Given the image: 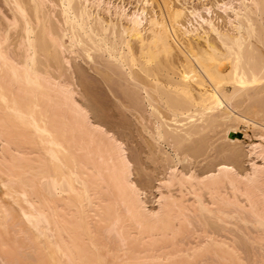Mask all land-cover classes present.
<instances>
[{
	"label": "bare ground",
	"instance_id": "bare-ground-1",
	"mask_svg": "<svg viewBox=\"0 0 264 264\" xmlns=\"http://www.w3.org/2000/svg\"><path fill=\"white\" fill-rule=\"evenodd\" d=\"M189 1L138 0L142 6L131 13L123 5L112 11L113 4L106 0L6 1L14 10L8 28L19 29L14 43L20 53L10 52V29L0 28L2 264L21 263L17 250L25 245H31L35 264H176L210 250L227 257L228 264H243L237 249L212 235L185 249L175 247V242L174 247L173 242L171 247L166 245L168 248L160 244L174 238L179 232L178 224L188 219L185 191L193 196L199 211H209L203 198L207 192L212 204L232 203L239 210L249 209L254 222L264 226V142L251 144V154L261 163L252 162L246 172L226 161L203 177L195 172L179 175L174 169L165 184L177 185L181 197L160 193L157 208L151 210L143 191L132 181L131 162L123 143L94 122L90 111L76 99L73 86L49 69L54 68L51 61L60 63L55 51L60 57L80 47L88 58H94L92 51H104L128 69L130 78L139 80L157 114V138L171 137L180 148L182 139L198 133L197 124L210 115L213 120H208L209 124L216 119L233 120L225 102L228 107L233 97L251 88L264 92V53L256 46L259 43L264 49V28L260 30L263 23L256 25L258 12L264 15V0H241L235 7L230 5L225 8L233 14L228 27L220 28L204 18L206 26L198 24L201 30L185 25L187 11L202 18L199 10L188 8L192 3ZM46 4L60 9V32L46 25L50 22L46 21L48 11L42 12ZM101 7L108 13L107 18L96 12ZM40 55L47 65L41 66ZM228 85L232 87L230 92ZM255 106L243 111L242 119L233 115V121L246 126L264 122L263 104L260 109ZM261 138L264 140V136ZM236 141H232L233 145H237ZM227 187L231 188V196L222 192ZM4 198L16 204L21 217H16ZM217 210L228 216L222 208ZM11 216L14 221L19 217L22 223L15 221L16 225ZM13 225L24 228L20 234L34 229L29 232L31 237L27 236L28 245L21 243L25 241L23 236L21 242H14L17 236L12 238L8 233L10 226L11 234L16 230ZM111 232L116 242L104 236ZM31 261L25 264H34Z\"/></svg>",
	"mask_w": 264,
	"mask_h": 264
},
{
	"label": "rangeland",
	"instance_id": "rangeland-1",
	"mask_svg": "<svg viewBox=\"0 0 264 264\" xmlns=\"http://www.w3.org/2000/svg\"><path fill=\"white\" fill-rule=\"evenodd\" d=\"M6 1L7 0H0V26H1L0 28L2 30L10 29L9 30L10 43H12V45L15 44L14 46L9 45L10 46L9 49L11 50L10 52L13 53L14 51L13 54H15V52L20 53V48L19 47L16 48L17 46L16 40H18L16 38H18L19 29L13 30V28H8L10 19L12 21L14 18L12 14L14 13V10L12 9L13 8L12 4L10 3L8 4V2ZM106 1H111V4H113L112 11H114V9L117 6L123 5V7H125L126 9V12L129 11L128 13H131L132 10H135L138 7L142 6V3H139L138 0H106ZM191 1L192 3L190 4L188 3V8L192 9L193 7L199 10V15H201L202 18L189 14L187 11L188 15H186L187 17L185 18L186 19L185 25L189 29L190 27L199 28L200 24H202L205 27L206 24L202 21V19L204 18L206 20L209 18L210 20L214 21L216 25H218L220 28L228 27L227 21H229V19L233 17V14L230 9H227L226 12L225 8L226 7L228 8V6L230 7V5L235 7L239 5L238 3L241 0L239 1L238 0H205V1L191 0ZM30 4L32 3L29 2V5ZM46 5H44L43 7V8L47 7L46 9L42 8V12L43 10H45L43 14L48 11L47 12L48 14H45L46 16H49L46 18V21L50 20V22L48 21H47L48 23L45 22L46 25L50 27L52 25V28H55L57 32H60L59 28L61 27L60 24L61 22L58 20L61 19L59 17L60 9L58 10V7L57 9L54 8L52 9L49 4ZM101 8H99V10L96 12L102 15V17L104 15V17L106 16L107 18L108 13L106 12V10H104L105 8H102L103 10L101 11ZM9 9H12L13 12L12 10ZM49 9H51L52 11ZM259 14L260 12H258L256 16V20H257L256 25L258 22L263 23V25L258 23V27L260 25H261L260 28L263 26L262 29L260 28L259 29L263 30L264 21H262L263 18L261 17L264 15H262V13H261L262 16ZM112 18L114 20L116 19L114 15L112 16ZM199 30L201 29L199 28ZM110 37L112 38L111 35ZM254 41L255 40H253V42ZM255 43L257 42L255 41L254 44ZM67 44L71 45L70 42H67ZM256 46L258 47L257 49H261L262 53H264L263 52L264 49L259 43H257ZM77 48L78 47H75L73 49L69 48L71 50L65 51L63 55L60 52L59 54H61L60 56L61 58L58 56V51H55V53L57 52L56 53L57 61H59L60 63L51 61L52 64L54 65V68L51 65L52 67H49V69L56 75L59 76L61 75L60 76V78L62 79L61 81L63 82L66 81V83H69L71 86H73V89L76 91V99L81 105L85 106V108L88 111H90V116L93 119V121L94 122L96 121L97 123L103 125V127H106V129L109 132L113 133L116 136V138H118L119 141L123 143L127 151V156L131 162L132 181L139 189L143 191V197L144 200L147 201V205L149 209L152 208L151 210H155L157 208V199L160 193L163 194L167 193L169 195L181 197L179 187L177 185H173L171 187L166 185L167 184L166 180H168L169 174L174 169L176 171L178 170L177 173L179 175L180 173H184L186 176H189L190 174H193L195 172L194 174H196V176L203 177L204 175L209 173V171H214L217 165L225 161L231 164L235 163L234 165L238 166L237 168H240L241 172L248 171L251 167L250 164H252V162H256L258 164L261 163V161L257 160L255 156L251 154L250 151L252 149L251 144L264 142V140L261 138L262 136H264V125H263L264 122L256 123L254 126L251 123H249L248 126H246L244 125V123H237L236 121L233 120L236 119L234 118V116L236 117L237 115L241 117V119L245 117L244 114L242 115V113H244L243 111H246L250 107L252 108V106L254 107L255 105H258L255 107L257 109H260L263 104L264 107V99H263L264 92L261 93L259 92V90H257V88L256 91L255 88L254 89L251 88L246 93L240 95L242 98L239 96V94H237L236 97H233L231 99L230 102H232V104L228 103V107H227V102H225L226 105L225 109L226 110L228 109L231 112V116L233 120L230 121L226 120L225 122L224 121L219 122L216 119L218 121L217 122L218 124H216V120L209 124V122H211L210 119L213 120V115L212 116L210 115L209 116L210 118L207 116L209 119L208 118L205 119L206 121H203L204 123L200 122L197 124V128L199 126L198 129L200 130L198 132L199 134L195 133L189 138L186 137V139L185 138L182 139L180 148L179 146L177 148V145H175L176 144L175 140H173L171 137L170 139L169 137H167L165 138V140L164 139L159 140L157 138L154 132V126L156 123L155 118L157 114L150 107L148 99H146L148 98L147 97L148 95H146V92L142 88V85L139 84L140 83L138 82L139 80H136L135 78L133 79L132 77L130 78L128 69L126 67L122 68L121 65H119L115 60L109 58L104 51L102 52L100 50L99 52L92 51L91 52L93 53L92 57L94 58H88L86 52L82 51L83 50L82 48L80 47L78 49ZM51 50L53 51V48ZM40 57H42V59ZM38 58L40 59L39 62H42L41 66L45 64L47 65L48 63L47 60H45V62L41 61L44 60L43 55L38 56ZM134 69H136V71L138 70L137 73H140L139 76L142 77L143 73L141 74L138 68H134ZM143 77L145 76L143 75ZM231 89L232 87L228 85L227 90L230 92ZM161 104L160 105L164 108L163 103ZM162 110L165 111L166 109L164 108ZM208 120L209 122H207ZM202 124L205 125L204 129H203L204 126ZM233 140L235 141L237 140L236 141L237 145H233L232 142ZM229 188L230 187H227V189L222 190V192L225 193L226 196L232 195L231 188L230 189ZM185 193L186 194L183 197V200L185 201V203L188 205L189 208V211L187 212L188 219H186L185 222L182 221L181 224L180 223L178 224L179 232L175 236L176 238L174 237L175 239L172 238L170 240L168 238L169 241L163 243L164 246L161 244L160 246H162L163 248L164 247L168 248L172 246L171 243L173 242L172 247H174L175 245L174 242H175L177 244L175 245V247L178 246L180 249L181 248L185 249L186 247H190L193 245L196 246L200 244L206 235H212L217 240L219 239L224 243H227L229 245L231 244L230 246L232 248L237 249L236 251L239 252L238 254H240V257L243 260L242 261L243 264H264V228H263L264 226H260L256 222H254L256 221V219L252 216L250 211H248L249 209L239 210L238 207L232 203H229L231 205L229 204L225 205L224 203L222 204L221 202H218V205L212 204L211 203L212 200L210 201L211 198H209L210 196L207 194V192L205 193L203 192L205 195L203 196V198L205 199V201L207 200L205 203L210 213L209 211L206 210L199 211L198 209L199 207L196 201H194L195 199L193 198V196L187 194L186 191ZM2 195H3L2 191L0 190V199H2ZM242 199L243 198H241V200ZM4 201L7 203L8 201L7 198H4ZM190 201L193 203H191ZM7 204L8 205L10 204L9 206H11L14 209V211L16 212V213L14 212L16 217L17 216L21 217L22 213L19 212L18 207L15 206L16 204L12 202ZM217 207L220 210L221 208L222 210H225L228 216H222L218 210L216 211V209H218ZM242 219H244V221ZM12 220L14 221V217L12 218ZM20 220L21 219L19 217L15 219L17 223H20L21 222ZM10 222L12 225L13 222L12 221ZM16 222L15 224L17 225ZM23 224L24 226L28 227L26 225L28 223L25 224L24 222ZM23 224L21 225L22 227ZM14 226L15 225H13L14 230L16 227L18 228V226L16 227ZM8 229L12 230L11 226ZM18 229L19 230H17L18 231L17 233L19 234L15 233L16 230L15 231L13 230L15 234L13 233V231H12L13 234H11V230H10L8 231L9 235H12V238L13 236L15 237L17 236L16 240L17 239L19 240L23 236L24 238L22 237L23 239L22 238L21 239L25 241L24 242H21L22 240L19 241L21 243H24V245L25 242L27 244V242L29 241L27 236H30L31 234L29 232L31 231L33 232L34 229L31 230L32 228H30L29 232L27 230L28 234H26L25 232L26 229H25L24 230L25 236L24 234H22L23 232L20 231L23 230L24 228L20 229L19 227ZM19 231L22 233L20 234ZM111 233L112 234L110 235L105 233L104 236L106 238L108 237L109 241L114 240V242H116L115 233L113 232ZM7 237H11V236H8L7 234ZM12 238L11 239L8 238V240H12V241L15 240V238L14 239ZM18 240L14 242L18 243ZM25 246L23 248L19 247L17 250L18 251L17 257L21 259V261H18L21 262L19 264L28 263L30 262V260L34 261L35 264L36 261L35 259L36 257L34 258L35 254L33 256L32 253L34 252L29 249L31 245H28L26 247ZM180 262H177L176 264H190V263L191 264H202V263L228 264L229 259L227 257L219 256L214 250H210L208 252L199 255L193 260H182ZM2 263H3V258L0 256V264Z\"/></svg>",
	"mask_w": 264,
	"mask_h": 264
}]
</instances>
